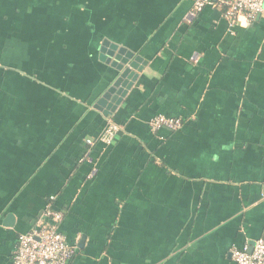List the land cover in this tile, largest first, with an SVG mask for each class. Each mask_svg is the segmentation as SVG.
I'll return each mask as SVG.
<instances>
[{"label":"crops","instance_id":"1","mask_svg":"<svg viewBox=\"0 0 264 264\" xmlns=\"http://www.w3.org/2000/svg\"><path fill=\"white\" fill-rule=\"evenodd\" d=\"M196 1L0 0V264L48 206L68 264H236L264 239V3L231 25ZM104 40L145 61L109 115Z\"/></svg>","mask_w":264,"mask_h":264},{"label":"built area","instance_id":"2","mask_svg":"<svg viewBox=\"0 0 264 264\" xmlns=\"http://www.w3.org/2000/svg\"><path fill=\"white\" fill-rule=\"evenodd\" d=\"M263 3L264 0H197L187 18L195 17L203 8L209 6L222 9L224 18L231 25L241 19L249 23L262 13ZM149 126L153 132L160 129L177 131L182 127V122L159 115L150 121ZM117 132L118 127L108 121L97 141L111 144ZM86 143L92 146L95 141L88 139ZM43 217L32 231L18 237L11 264H68L73 252L58 230L62 213L48 206ZM231 258L236 264H264V239L254 242L251 253L247 248L232 249Z\"/></svg>","mask_w":264,"mask_h":264},{"label":"water","instance_id":"3","mask_svg":"<svg viewBox=\"0 0 264 264\" xmlns=\"http://www.w3.org/2000/svg\"><path fill=\"white\" fill-rule=\"evenodd\" d=\"M99 60L119 73L112 86L94 105V108L99 111L105 108L103 114L109 115L130 89L132 82L142 72L145 61L133 52L111 44L107 40H104L100 47ZM253 244L254 242L251 243L248 249L249 253L252 251Z\"/></svg>","mask_w":264,"mask_h":264}]
</instances>
